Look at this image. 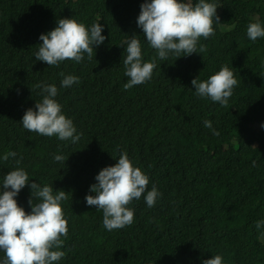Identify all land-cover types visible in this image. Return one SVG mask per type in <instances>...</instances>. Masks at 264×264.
<instances>
[{"label":"trees","instance_id":"trees-1","mask_svg":"<svg viewBox=\"0 0 264 264\" xmlns=\"http://www.w3.org/2000/svg\"><path fill=\"white\" fill-rule=\"evenodd\" d=\"M144 2L0 0V184L9 171L23 168L30 183L67 192L61 207L68 235L59 249L65 255L54 264H203L215 255L223 264H264V226L256 228L264 221V37L247 36L249 23L264 27V0H206L220 17L214 35L198 41L197 49L203 44L206 50L170 54L166 61L137 26ZM62 18L89 29L102 25L106 39L94 46L91 60L85 53L81 62L57 67L35 59L40 35ZM133 34L142 60L155 58L156 67L151 80L125 90L124 48ZM222 66L237 81L226 106L197 96L191 83ZM60 73L78 76L79 83L61 87ZM38 84L56 85L55 99L73 121L78 142L22 126L26 110L42 100ZM9 152L17 155L5 161ZM122 152L148 176V190L155 185L161 195L154 207L147 206L146 193L133 200V223L108 231L103 211L85 197L95 195V177ZM30 198L28 185L15 197L27 213ZM4 256L0 250V260Z\"/></svg>","mask_w":264,"mask_h":264},{"label":"clouds","instance_id":"clouds-1","mask_svg":"<svg viewBox=\"0 0 264 264\" xmlns=\"http://www.w3.org/2000/svg\"><path fill=\"white\" fill-rule=\"evenodd\" d=\"M217 8L216 4L206 0H199L195 4L192 0H145L141 4L137 26L143 30L146 41L160 60L166 61L170 54L177 58L190 56L206 50L203 44L197 49V44L201 37L206 40L214 35V19L217 24L220 21ZM102 30L100 23H94L89 29L72 18L58 19L53 30L40 35L42 43L35 53V59L57 67L64 60L79 63L85 53L91 60L94 46L99 47L106 39L101 35ZM247 36L251 41L264 37V27L259 21L249 23ZM137 37L131 35L124 48L126 56L123 66L125 76L129 78L123 85L125 90L151 80L156 67L155 58L152 62L142 60L141 43ZM60 75L64 77L61 87L69 88L79 83L78 76ZM191 83L197 96L226 106L237 81L233 72L227 66H222L207 80L200 81L197 77ZM36 87L41 89L42 100L36 101L35 110H26L20 121L22 126L41 136H56L61 141L78 142L80 135L76 134L73 121L62 114L61 105L55 99L58 95L56 85L38 84ZM204 126L213 135L220 134L213 129L211 121L205 120ZM16 155L9 152L3 159L6 161ZM54 160L66 161L62 155H55ZM117 160L114 166L99 171L95 177L97 183L90 186V193L95 195L85 197L87 205L103 211V226L108 231L133 223L134 211L128 207L133 200H139L146 193L144 199L147 206L154 207L161 195L155 185L148 190V176L139 167L133 166L127 152H122ZM255 163L253 161V166ZM26 185L31 189L30 213L25 212L15 199ZM66 193L61 189L54 194L51 186H40L36 181L30 183L23 168L9 171L3 177L0 184V250L5 256L0 264H54L64 257L65 253L59 249L64 244L61 237L68 235L67 221L61 207V202L68 198ZM34 200L38 202L34 203ZM261 226H264V221L256 222L257 229ZM203 264H223V257L212 256L203 260Z\"/></svg>","mask_w":264,"mask_h":264}]
</instances>
